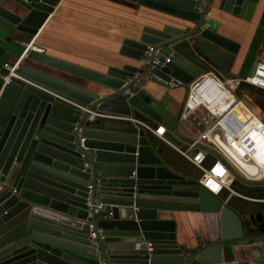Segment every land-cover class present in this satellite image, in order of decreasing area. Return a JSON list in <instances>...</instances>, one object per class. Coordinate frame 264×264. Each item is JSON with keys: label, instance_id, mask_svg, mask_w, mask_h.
I'll return each instance as SVG.
<instances>
[{"label": "water", "instance_id": "obj_1", "mask_svg": "<svg viewBox=\"0 0 264 264\" xmlns=\"http://www.w3.org/2000/svg\"><path fill=\"white\" fill-rule=\"evenodd\" d=\"M58 1L0 0V264H264V224L245 225L195 179L169 169L142 129L89 121L55 96L162 124L178 144V114L166 111L141 79L174 78L186 89L210 67L232 77L238 44L210 15L208 0L202 13L192 0H113L171 9L177 26L157 19L141 25L119 41V59L100 70L28 49L14 69L19 78L4 82L2 64L20 56L23 43L36 45ZM242 1L219 0L217 9L231 12ZM146 45L159 49V61L168 58L164 69L142 66ZM133 83L131 94L122 93ZM88 184L90 203L102 204L91 217ZM189 212L200 213L204 224L193 239Z\"/></svg>", "mask_w": 264, "mask_h": 264}, {"label": "crops", "instance_id": "obj_2", "mask_svg": "<svg viewBox=\"0 0 264 264\" xmlns=\"http://www.w3.org/2000/svg\"><path fill=\"white\" fill-rule=\"evenodd\" d=\"M218 1L208 0L210 15L219 22L224 33L238 44L228 71L232 76L241 77L251 71L255 62L264 60V0H243L241 5L231 12L218 10ZM175 14V11L163 9L158 5L141 4L137 8H131L113 0H59L55 10L49 13L40 26V35L35 37L34 43L48 54L100 70L104 64L119 59L116 50L122 38L132 36L131 33L143 24L153 25V20L156 19L158 22L177 26ZM87 84L88 88L91 87V83ZM141 86L172 116L179 114L186 93L184 87L169 89L152 79L142 80ZM93 120L99 123L110 121L111 127L119 131H126L128 125L132 129L136 128L128 121L99 117ZM183 121L185 120H179L178 117L174 121L173 135L179 141L176 145L180 147L185 146L189 137L196 135L182 127ZM146 135L152 146L162 151L169 169L186 178L197 179V169L186 159L157 136L147 133ZM262 189L264 194V188ZM219 195L224 198L223 193ZM241 200L232 196L221 201L238 214L242 223L253 229H257V223H261L262 229L264 206L260 203L247 206ZM188 221V229L193 239L194 235L204 230L201 214L189 212Z\"/></svg>", "mask_w": 264, "mask_h": 264}, {"label": "built area", "instance_id": "obj_3", "mask_svg": "<svg viewBox=\"0 0 264 264\" xmlns=\"http://www.w3.org/2000/svg\"><path fill=\"white\" fill-rule=\"evenodd\" d=\"M192 1L198 3L197 13H202L205 9V0ZM203 16L205 18L207 12ZM23 45L24 49L20 56L2 64V67L7 69V74L3 76L4 82L8 81L10 76L18 77L14 73V69L28 49L43 51L42 48L32 43H23ZM158 50L152 45L145 46L142 52L143 67L149 64L150 68L155 66L159 69L165 68L168 58L164 57L159 61L156 55ZM148 79L163 84L169 89L182 86L174 78L164 80L153 74L145 75L142 78L143 81ZM243 84L264 91V60L255 62L251 71L241 77L226 78L221 76L216 68L210 67L187 83L178 119L186 120L191 117L201 130L196 135L189 137L184 147L176 145L165 137L166 128L162 124H156L153 127L146 119L104 112L95 108L88 109L86 105L77 104L59 95L55 96L85 112V117L89 121L96 117L128 121L145 133L157 136L197 169L196 181L198 185L220 200L235 196L245 201L260 203L264 202V194L248 195L242 190L241 192L237 184L230 183L231 186L227 184V179L231 174H236L242 182L256 184L264 182V110L256 104L249 106L236 95V90ZM135 86L136 83H133L122 93L131 94L132 88ZM222 102L224 105L220 106ZM204 147L211 149L214 158L207 160ZM83 166L89 168L90 163L84 162ZM100 176V172L97 171L95 181ZM91 187L92 184L87 185L88 217L97 214L102 208L100 202L90 203ZM222 189L226 191L224 198L219 195V191ZM255 190H257L256 187L250 191L255 193ZM89 228V235L94 239L95 232L91 225ZM99 231L97 228L96 232Z\"/></svg>", "mask_w": 264, "mask_h": 264}, {"label": "rangeland", "instance_id": "obj_4", "mask_svg": "<svg viewBox=\"0 0 264 264\" xmlns=\"http://www.w3.org/2000/svg\"><path fill=\"white\" fill-rule=\"evenodd\" d=\"M242 93H243L244 97H247L251 101H252L253 97H257V96H261V98L264 97V92L259 91V95H258L257 92H255V90H254V92L250 93V91L248 89H244V90H242ZM260 93L262 95H260ZM253 112L256 113L255 110H253ZM182 127L185 128L186 130H189L190 133H195V134H197L201 130V128L196 125V122L193 121L191 117H189L185 121H183ZM230 183L232 185L237 184L240 191L242 190L243 192L247 193L248 195H255V194L263 193L262 188H264V182L258 183V184L242 182L239 178H237L236 174H231L227 179V184L229 186H231ZM254 187H256V189H257V191L255 193L250 191ZM233 197H235V196H233ZM241 201L244 202L247 206H255V205L259 204L257 202L255 203V202H249V201H245V200H241ZM260 204L264 206V202H260Z\"/></svg>", "mask_w": 264, "mask_h": 264}, {"label": "trees", "instance_id": "obj_5", "mask_svg": "<svg viewBox=\"0 0 264 264\" xmlns=\"http://www.w3.org/2000/svg\"><path fill=\"white\" fill-rule=\"evenodd\" d=\"M243 88L248 89L250 91V93L254 92V90H255V92H257L258 95H259V91L260 92H264V91L252 88V87H250V86H248L246 84L241 85L236 90V95L240 99H242L246 104H248L249 106H253L254 104H256V105L262 107V109L264 110V97L263 98H261V96L253 97V99L251 98L252 99V101H251L247 97H244V95L242 93ZM260 95H262V94L260 93ZM204 150H205V153H206L207 160H210V159L214 158L213 152L211 151V149L209 147H204Z\"/></svg>", "mask_w": 264, "mask_h": 264}, {"label": "bare ground", "instance_id": "obj_6", "mask_svg": "<svg viewBox=\"0 0 264 264\" xmlns=\"http://www.w3.org/2000/svg\"><path fill=\"white\" fill-rule=\"evenodd\" d=\"M223 103H224V102H222L220 106H223V105H224ZM221 193H223V195H224V197H225V195H226V191H225L224 189H222V190L219 191V194H221Z\"/></svg>", "mask_w": 264, "mask_h": 264}, {"label": "flooded vegetation", "instance_id": "obj_7", "mask_svg": "<svg viewBox=\"0 0 264 264\" xmlns=\"http://www.w3.org/2000/svg\"><path fill=\"white\" fill-rule=\"evenodd\" d=\"M252 221H253V218H252ZM260 226H261V223H257V229H259V230H260V229H261V227H260Z\"/></svg>", "mask_w": 264, "mask_h": 264}]
</instances>
